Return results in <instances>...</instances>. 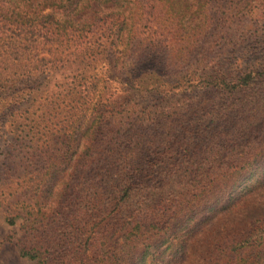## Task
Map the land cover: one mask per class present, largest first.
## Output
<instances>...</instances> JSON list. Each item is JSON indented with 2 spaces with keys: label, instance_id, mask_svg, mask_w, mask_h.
<instances>
[{
  "label": "trees",
  "instance_id": "trees-1",
  "mask_svg": "<svg viewBox=\"0 0 264 264\" xmlns=\"http://www.w3.org/2000/svg\"><path fill=\"white\" fill-rule=\"evenodd\" d=\"M0 211L35 264H264V0H0Z\"/></svg>",
  "mask_w": 264,
  "mask_h": 264
},
{
  "label": "rangeland",
  "instance_id": "rangeland-1",
  "mask_svg": "<svg viewBox=\"0 0 264 264\" xmlns=\"http://www.w3.org/2000/svg\"><path fill=\"white\" fill-rule=\"evenodd\" d=\"M98 67V66H97ZM227 66H220L217 68L221 74H226ZM98 74L101 76H107L108 74L116 77V81H120L116 72L112 70H108L107 67H99ZM117 85H115L116 87ZM195 93L190 94L194 96ZM139 95L132 96L133 100L138 101ZM155 103L157 105L158 102H154L152 100L148 101V104ZM22 220H18L15 226H8L4 221L3 212L0 211V264H35L34 262L28 261L27 259H23L19 256L18 249L16 248V241L20 238L22 233ZM117 243L122 242V238H118L116 240ZM110 249L116 247L115 242L110 245ZM93 253V252H92Z\"/></svg>",
  "mask_w": 264,
  "mask_h": 264
}]
</instances>
